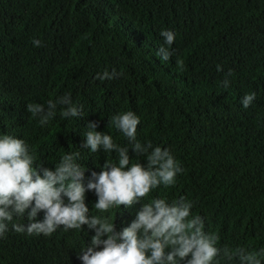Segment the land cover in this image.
<instances>
[{"label":"trees","instance_id":"1","mask_svg":"<svg viewBox=\"0 0 264 264\" xmlns=\"http://www.w3.org/2000/svg\"><path fill=\"white\" fill-rule=\"evenodd\" d=\"M163 30L174 32L171 46ZM161 46L172 53L167 61ZM113 69L122 75L97 78ZM66 94L83 105L82 118L62 119L58 106L41 126L27 111L28 103L47 108ZM127 111L140 118L137 140L168 149L184 171L174 186L160 185L128 209L101 213L88 191L89 215L108 217L121 231L142 204L183 197L204 231L219 236L218 248L264 249V0H0V136L24 139L34 167L54 170L79 152L86 186L106 161L118 164L114 151L81 148L89 122L130 148L111 122ZM129 155L147 165V155ZM29 222L27 212L9 222L0 264H82L78 255L94 235L87 225L50 236L12 229ZM214 264L239 261L221 254Z\"/></svg>","mask_w":264,"mask_h":264},{"label":"clouds","instance_id":"2","mask_svg":"<svg viewBox=\"0 0 264 264\" xmlns=\"http://www.w3.org/2000/svg\"><path fill=\"white\" fill-rule=\"evenodd\" d=\"M160 35L166 45L174 43L173 31L163 30ZM32 43L35 47L42 46L39 39ZM158 54L165 61L172 55L164 46ZM217 70L222 71L221 66ZM119 75L122 74L113 69L111 73L106 70L98 74L97 78L111 80ZM223 86H229L227 79ZM255 97V92L246 94L241 100L243 108L247 109ZM58 106L62 107V119L84 116L83 105L74 103L71 94L49 100L47 108L28 103L27 111L33 117L39 116L40 125L45 126L55 117ZM111 122L131 147L118 145L111 135L95 130L96 122H89L90 130L84 134L81 148L92 153L101 149L114 151L118 154V164L106 161L99 173L91 174L92 179L86 186L83 183L86 169L78 163L79 152L65 154L54 170L43 165L34 167L35 156L24 139L7 134L0 136V237L9 230L8 224L14 216L27 212L30 222L13 224L15 232L50 236L61 226L75 230L87 225L94 235L78 255L82 264H214L221 254L229 261L238 259L239 264H261L258 257L264 256V249L255 252L242 247L218 248L219 236L204 231L203 219L191 216L193 203L183 197L172 204L161 198L142 204L135 219L121 231L116 230L110 218L89 215L85 202L88 191L95 193L94 206L101 213L121 206L128 209L160 185L174 186L178 174L184 171L168 149L137 140L140 118L134 112L117 114ZM129 149L135 155H147V165L130 163ZM40 212L44 215L38 221Z\"/></svg>","mask_w":264,"mask_h":264}]
</instances>
